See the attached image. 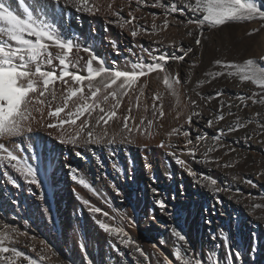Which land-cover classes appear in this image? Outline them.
<instances>
[{"label": "rangeland", "instance_id": "rangeland-1", "mask_svg": "<svg viewBox=\"0 0 264 264\" xmlns=\"http://www.w3.org/2000/svg\"><path fill=\"white\" fill-rule=\"evenodd\" d=\"M3 2L12 10L19 11L18 0H3ZM26 2L34 10L42 4L51 5V0H26ZM175 2L178 8L185 9L184 14L176 12L169 15L168 20L171 26L167 30H158L156 34H141L133 38L131 36L132 25L121 28L119 26L121 18L130 19L129 12L131 11L137 18L136 24L148 27L151 32L153 22L159 26L165 18L164 8L153 6L155 0H145V3L139 6V10H136L138 7L136 0H89V5L93 8L92 13H78L71 5H65V0H60L61 5H64L63 14L60 10L54 13V19L60 26V30L66 36L77 40L80 45L94 49L95 54L103 58L108 66L130 69L138 57L148 59L147 52L142 49H149L155 55L161 53L182 55L181 48L189 46L194 50L182 62H168L167 69L170 75L174 76L179 72L182 81L190 76L188 83L176 86L175 95L164 86L163 73H152L146 78H141V83H146L145 94L141 99L140 107L138 109L134 107L131 115L137 124L142 118L145 119V126L142 127H146L147 120L153 119V126L147 132L134 130L131 133L134 139L132 144L117 142L112 145L114 152L124 145L131 147L137 154V164L133 167L134 170L129 171L128 168L124 171V178L118 173L114 174V170L108 164L106 171L109 181L112 182H110L111 187L107 185L108 188L98 185L99 180L105 175L103 173L105 169H101L102 173L96 172L92 175L89 173L87 181L94 186L99 195H94L84 189L86 195L83 198L86 197L85 199L93 205L109 212L111 217L109 219L97 216L98 219H104L113 226L125 227L136 244L151 254V264H163L161 251L175 261L172 254L177 247H181L183 255L189 245L195 250L194 258L201 259L203 264H212L217 254L219 264H225L226 249L223 241L210 238L213 234L219 235V230H223L229 237L233 249H238L243 254L238 264H264V134H258L259 129L253 122L245 129L226 135L220 141L225 147H216L208 154L209 163L199 162L204 159L203 154L207 147L213 146L211 136L216 134L219 128L226 129L235 123L237 117L245 122L249 119L264 121V104H252L249 100L247 101L248 107L233 108L235 115H225L223 121L209 128L206 127V121L218 114L216 110L220 98L206 103L197 95V92L207 96L221 91L224 93L222 99L238 103L230 98H234L237 94L251 96L254 92H260L257 86L251 82H241L238 77L223 76L212 80L205 73L218 70L214 66L216 59L243 62L245 59L252 58L264 63L261 61L264 57V22L257 19L250 22H230L217 29L206 28L202 43L197 46L194 43V37L187 35L190 30L194 33L198 32L196 25L185 27L184 24L178 23V21L195 17L185 8L184 0H175ZM162 3L171 4L172 0H162ZM258 3L264 7V0H258ZM153 13L156 14L155 21ZM49 16L53 14L49 13ZM257 29L258 31H254ZM249 32L252 34L249 35ZM173 44L175 47L171 46ZM79 54L83 57L81 74H86L85 61L88 54L82 50ZM193 61L196 62L194 68L191 67ZM199 81H205V83L198 86ZM156 93L160 94L157 104L162 105L165 113L159 119H154L152 114V98ZM190 100L197 102L198 107L195 110L199 111L202 117L193 118L191 126L186 123L187 116L194 110ZM128 103V98H125L119 110L121 117L126 114ZM133 104H135L134 98ZM223 112L226 114L228 109L224 108ZM257 113L260 114L258 117ZM34 115L36 121L32 123V127L36 140L35 153L27 151L23 145L21 150L25 157L38 154L41 159L48 158L49 160L55 156L58 175L52 173L55 177L51 191L45 182V175L39 168L43 188L42 190L36 189L33 185L29 191V186L17 175L13 177L18 180L19 187H14L8 182L3 183V171L0 168V230L3 224L8 223L21 231L28 232L27 237L17 236L19 243L14 246L36 258H38L37 253L47 256L48 259L44 261V264H86L84 254L79 247L81 243L85 245L92 264H129V261L133 264H140L142 258L134 249H125L120 246L121 251L125 253V256H121L110 247L115 242V238L98 228L87 207L76 199L79 194L77 191L73 192L70 189L67 193L72 205L68 204L69 202L64 205V211H66L64 214V211L57 210L58 205L55 201L52 202L55 191L62 183L72 182L70 169L65 165L76 168L79 162L83 166L85 153L92 145L73 148L58 144L52 138L56 133L41 125L39 113H34ZM44 123H47L46 110ZM121 127L122 121L110 122L108 126L110 135L120 134L117 136V141L124 134ZM174 128L189 130L192 133L194 144L197 133L201 135L207 133L206 139L197 146L196 159L187 154L184 148L186 138L183 137L182 131L168 135ZM49 132H52V136L48 135ZM249 135H251L250 139ZM150 137L156 139V142H147L151 139ZM27 143L24 141V144ZM161 143L166 146L160 147ZM229 147L235 151L228 152ZM77 151L82 152L83 155L77 156L75 154ZM173 151L187 162L189 168L197 171L198 174L206 173L216 178L219 182L218 186L226 187L227 191L215 193L211 187L207 186L206 181L197 183L193 177L187 175L184 169L175 164L174 157L170 155ZM41 159L30 162L35 166L40 165ZM146 164L154 166L152 174L156 180L162 181L163 177L162 186L157 187L159 193H154L151 184L147 183V172L144 170ZM225 165L229 166L225 167ZM169 174H171L170 177ZM115 176H119L120 184L113 182ZM133 176L134 183L131 181ZM248 180H251L256 187L248 184ZM142 183H144V192H141ZM117 189L119 194H117ZM237 189L239 192L236 191ZM41 191L45 197L44 200L39 199ZM157 199L166 201L167 208L164 212L157 207ZM130 203L136 209L150 205L155 208H151L152 213L146 212L138 217V226L136 223L135 226L129 227L128 224L132 221L130 220ZM209 220L211 224L206 223ZM64 225L72 228V232H68L67 235L72 233V236L76 237L72 248H69L61 239V229ZM172 227L180 230L187 237L188 245L178 242L171 235ZM141 234L151 239L146 241L142 239ZM32 235L38 239L30 240ZM40 239L45 240L50 246L44 248L42 252L43 246L39 244ZM26 244H34L36 252H31L25 246ZM153 244H157L158 249H154ZM217 245L219 247H216ZM93 247L100 248L95 260L90 254L91 251L89 252ZM253 247L258 250L251 252ZM189 257L193 258L191 253ZM233 261L234 256L227 259V264H233Z\"/></svg>", "mask_w": 264, "mask_h": 264}, {"label": "snow or ice", "instance_id": "snow-or-ice-1", "mask_svg": "<svg viewBox=\"0 0 264 264\" xmlns=\"http://www.w3.org/2000/svg\"><path fill=\"white\" fill-rule=\"evenodd\" d=\"M144 3L145 0H136L138 6L136 10H139V6ZM184 4L185 8L195 18H188L185 21H178V23L184 24L185 27L192 24L196 25L198 32L194 33L190 30L187 35L194 37V43L197 46L201 45L206 28L217 29L230 22H250L257 19L264 22V7L258 3V0H184ZM65 5H71L78 13L93 12L89 0H65ZM18 6L19 11H14L6 6L3 0H0V168L4 169L2 174L7 178V182L14 187L20 185L8 169L16 173L29 186V191L33 185L36 189L42 190L43 188L40 170L38 166L30 162L39 160V155L33 154L24 157L20 154L22 145L27 151L35 153L36 140L32 127V123L36 121L34 113L40 114L39 122L43 127L56 133L55 136H52V132H49L48 135L52 136L60 145L79 148L90 145L112 146L117 142L132 144L134 139L131 133L134 130L147 132L152 128L154 122L153 119H149L146 127H142L145 126V119L142 118L137 124L131 115L134 107L137 109L140 107L141 99L145 94L146 83H141V78H146L152 73H163V84L174 95L176 94V86L190 81V76L182 81L179 72L174 76L170 75L167 65L169 61H184L185 57L194 51L191 46L181 48L182 55L175 53L155 55L149 49H142L148 54L147 60L138 57L130 69L127 67L124 69L114 68L108 66L103 58L96 55L94 49L80 45L77 40L66 36L60 30V26L54 19V13L57 10H60L61 14L64 11V5H61L60 0H51V5L42 4L35 10L29 6L26 0H18ZM153 6L164 8L165 18L159 26L153 22L151 32H149L148 27L136 24L137 18L131 11L129 12L130 19L121 18L119 26L124 28L126 25H132L131 36L133 38L141 34L152 35L156 34L158 30H167L171 26L168 20L169 15L176 12L183 15L185 10L178 8L175 0H172L171 4L162 3V0H155ZM49 13H52L53 16L50 17ZM115 14L119 15V13ZM152 15L155 21L156 14L153 13ZM254 31H258V29ZM251 34L252 32H249V35ZM171 46L175 47V44ZM81 50L88 54L85 61L86 74H81L80 71L81 60L83 59L79 54ZM261 61H264V57L261 58ZM195 66L196 62L193 61L191 67L194 68ZM214 66L218 70L205 73L212 80L223 76L238 77L241 82H251L257 86L260 92H254L251 96L237 94L234 98H230L235 99L238 103L222 99L224 93L221 91H216L207 96L197 92L200 99L206 103L220 98L216 110L218 114L207 119L206 127L211 128L217 122L223 121L225 115H235L232 111L233 108L248 107L247 101L249 100L252 104H264V63L252 58L245 59L243 62L216 59ZM203 83L205 81H199L198 86ZM258 96L259 99H257ZM125 98L129 100L128 108L126 114L121 117L119 110L122 108ZM133 98L135 104H133ZM152 100L153 118H162L165 113L162 105L157 104V101L160 100V94H154ZM190 103L194 110L187 116L186 123L191 126L193 118L200 119L202 117L201 113L195 110L198 107L197 102L190 100ZM224 108L228 109L226 114L223 112ZM45 110L47 123H44ZM259 115V113L256 114L257 117ZM120 121H122L121 131L124 134L117 141V136L120 134L113 133L110 135L108 126L110 122ZM253 122L259 129L258 134H264V121L249 119L245 122L237 117L234 124L229 125L226 129L219 128L216 134L211 136L213 146L207 147L203 154L204 159L199 162L209 163L208 154L213 152L216 147H225L220 141L226 135L245 129ZM181 131L183 137L186 138L184 148L187 154L196 159L197 146L206 139L207 133L203 135L197 133L195 144L189 130L174 128L168 135L171 136ZM248 138L250 139L251 135ZM24 141L28 143L24 144ZM159 146L163 148L166 145L161 143ZM232 151L235 149L229 147L228 152ZM75 154L77 156L83 155L80 151ZM170 155L174 157L175 164L184 169L187 175L193 177L197 183L206 181L207 186L211 187L215 193L227 191L226 187L218 186L219 182L216 178L210 177L206 173L198 174L197 171L189 168L187 162L176 155L174 151ZM98 162L103 167V162ZM227 166L229 165H225V167ZM65 167L70 169V177L75 183L94 195H99L86 178L78 175L79 170L77 168L71 165H65ZM145 167L150 168L151 165L146 164ZM151 179L155 182L156 177L153 176ZM247 183L256 187L251 180H248ZM152 191L159 193L157 188H153ZM236 191L239 192V189ZM117 194H119L118 189ZM44 198L41 191L39 199L44 200ZM76 199L87 207L98 228L103 233L115 238V242L110 245L115 252L125 256L120 246L125 249H134L142 258L140 264H151V254L136 244L125 227L113 226L104 219L97 218V216H102L111 219L109 212L93 205L79 194H77ZM218 202L222 203V201ZM156 205L161 212L167 208L164 199H157ZM45 211L47 210L45 209ZM206 223L211 224V221H206ZM128 226H135V221H130ZM171 235L178 242L188 245L187 237L175 227L171 228ZM17 236L27 237L29 233L8 223L3 224L2 230H0V264H25V262L26 264H44V261L48 259L47 256L37 253L38 258H36L14 246L19 243L16 239ZM210 238L223 241V246L226 249L225 264H227V259L233 256V264H238L242 260L243 254L238 249H233L229 237L225 235L223 230H219V235L213 234ZM37 239L38 237L35 235L30 237L32 241ZM39 244L43 246L41 252L44 248L50 247L43 239L39 240ZM25 246L31 252H36L34 244H26ZM79 247L84 254L86 264H92L85 245L81 243ZM152 247L158 249L157 244H153ZM257 250L253 247L251 252ZM189 253L192 254L193 258L189 257ZM161 255L163 256V264H203L201 259L194 258L195 250L191 249L190 245L183 255L181 247H177L172 254L175 261L162 251ZM129 264H133V262L129 261ZM212 264H219L218 254Z\"/></svg>", "mask_w": 264, "mask_h": 264}, {"label": "bare ground", "instance_id": "bare-ground-1", "mask_svg": "<svg viewBox=\"0 0 264 264\" xmlns=\"http://www.w3.org/2000/svg\"><path fill=\"white\" fill-rule=\"evenodd\" d=\"M155 140L153 138H151L147 142H156ZM114 147H116V146H114ZM112 152L115 153V155ZM20 154L25 157V154L23 153L22 150L20 151ZM41 154H42V152H41ZM136 158H137V154L132 150V148L131 147H126L125 145L117 148V150H115V152H114L112 146H107V145L96 146V145H92V147L90 146V149L87 150V153H85V158H84L85 164L83 166H81L80 163L77 162L78 165H77L76 168L79 170L78 175H82L84 178H86V180L88 179L89 173L91 175L92 174H96V172L102 173L101 169H105V171H103V173L105 175L103 176V179L101 178L99 180L98 185L101 186V187L103 186V187L108 188L107 185L110 186V182H111L108 179V172L106 171V170H108L106 168V167H108V164L114 170V174L118 173L119 176H122L124 178V171H126L128 168H129L128 169L129 171H132V169L135 166V164H137ZM98 161H102L103 162V167L100 166ZM55 163H56V161H55V156H54L52 159L50 158L49 160H48V158L47 159L42 158L41 161H40V165H38V164L36 165V166H38V168L41 169L42 173L45 175V177H44L45 178V182L47 184V187L50 188L51 191H52V181H53V178L55 177V176L53 177L52 173H54L55 175L58 173V170H57V168L55 166ZM144 170H145V172H147V179H148L147 183L151 184V187L157 188V187L162 186L161 184H162V181H163V177H162V181L155 180V182H153V180L151 179V177H153L152 173L154 172V166L153 165H151L150 168H148V167L144 168ZM2 171H4V169H2ZM8 171L14 177L17 175L16 173L12 172L10 169H8ZM119 176H115V178L113 179V182L120 184ZM133 180H134V176L131 177L132 183H134ZM2 181H3V183L7 182V178L4 175H3V180ZM67 182H66V184L62 183L60 185V188L55 191L54 199L52 200V202L55 201V203L58 205L57 206V210L60 211V212L64 211V205H66L68 202H69L68 204L71 203V205H72V201H70L69 194L67 195V193L70 192L69 191L70 189L73 190V192L77 191L80 195H82L81 197L86 195V193H85L86 191H84V188L82 186L78 185L73 180H72V182H69V181H67ZM141 186H142L141 187V192H144V183H142ZM103 189H105V188H103ZM126 189H127V186H126ZM58 191H60V192H58ZM63 191L65 193H63ZM51 199H52V197H51ZM48 201H50V199ZM129 206H130V220H134L135 221V225L138 222V217L140 215L143 216L146 212H151L152 213L153 210L151 208H155L152 205H150L148 207H143V208L139 207V208L136 209L135 206L132 203H130ZM65 212L66 211H64L63 214ZM65 217H66V214H65ZM2 223H3V221H2ZM137 226H138V223H137ZM135 228H137V227H135ZM71 229H72L71 226L68 227V225H64V227L61 229V232H62L61 239H62V241L65 244H67V246L69 248H72L73 247L72 246L73 242L76 241V237L74 238L72 236V233L67 235L68 232H72ZM140 236H142V239H144L146 241L151 239V237L148 238L147 235H142L141 234ZM99 251H100L99 247L98 248L93 247V249L89 250V252H90V254H91V256H92V258L94 260L97 259L96 256H97Z\"/></svg>", "mask_w": 264, "mask_h": 264}]
</instances>
